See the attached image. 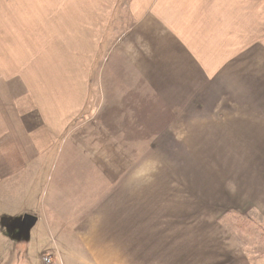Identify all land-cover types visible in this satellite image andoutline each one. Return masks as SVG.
Instances as JSON below:
<instances>
[{
  "label": "crops",
  "instance_id": "0c3cea01",
  "mask_svg": "<svg viewBox=\"0 0 264 264\" xmlns=\"http://www.w3.org/2000/svg\"><path fill=\"white\" fill-rule=\"evenodd\" d=\"M244 161L264 217V0H0V264H242Z\"/></svg>",
  "mask_w": 264,
  "mask_h": 264
},
{
  "label": "rangeland",
  "instance_id": "374dc122",
  "mask_svg": "<svg viewBox=\"0 0 264 264\" xmlns=\"http://www.w3.org/2000/svg\"><path fill=\"white\" fill-rule=\"evenodd\" d=\"M253 132L254 137H256V130ZM262 147V145L245 142L244 154L253 153L252 150L256 149L257 154H259ZM218 163H221V167L218 166L216 170L218 178L215 194L218 209L227 205L228 210L220 220L221 226L218 227L217 233L220 236H232L233 247L237 248L244 256L242 257V264H264V217L262 208L261 210L257 209V194L251 192L247 194L246 189L248 188L245 186L244 172H253V168L248 166L245 161L233 162L231 169L228 165L222 166L225 162ZM202 199L216 202L214 193H202ZM220 202L223 204L220 205Z\"/></svg>",
  "mask_w": 264,
  "mask_h": 264
},
{
  "label": "clouds",
  "instance_id": "9594fccd",
  "mask_svg": "<svg viewBox=\"0 0 264 264\" xmlns=\"http://www.w3.org/2000/svg\"><path fill=\"white\" fill-rule=\"evenodd\" d=\"M133 164L135 167L132 169L129 177L130 183L149 182L158 167V161L153 159H146L140 162L133 161Z\"/></svg>",
  "mask_w": 264,
  "mask_h": 264
},
{
  "label": "built area",
  "instance_id": "2783aa9c",
  "mask_svg": "<svg viewBox=\"0 0 264 264\" xmlns=\"http://www.w3.org/2000/svg\"><path fill=\"white\" fill-rule=\"evenodd\" d=\"M39 264H53V255L50 250H44L40 254Z\"/></svg>",
  "mask_w": 264,
  "mask_h": 264
}]
</instances>
